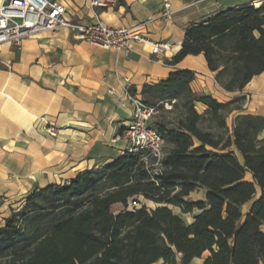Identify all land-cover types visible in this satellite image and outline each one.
<instances>
[{"label":"trees","instance_id":"1","mask_svg":"<svg viewBox=\"0 0 264 264\" xmlns=\"http://www.w3.org/2000/svg\"><path fill=\"white\" fill-rule=\"evenodd\" d=\"M188 54L204 56L221 88L240 91L264 71V1L189 25L165 62ZM194 77L174 70L142 87L160 113L161 157L125 150L30 193L0 226V264H264V116L238 113L229 126L244 96L196 93ZM199 189L203 198L186 199Z\"/></svg>","mask_w":264,"mask_h":264},{"label":"crops","instance_id":"2","mask_svg":"<svg viewBox=\"0 0 264 264\" xmlns=\"http://www.w3.org/2000/svg\"><path fill=\"white\" fill-rule=\"evenodd\" d=\"M60 1L76 22L97 17L111 27H135L172 50L153 54L147 44L136 43L124 55L77 40L64 27L27 38L19 49L0 43V226L30 193L97 168L126 150L123 133L133 109L118 106L107 92L110 87L121 92L124 77L129 91L142 97L143 85L188 69L195 73L190 86L196 93L221 102L244 96L241 109L229 113V126L238 113L264 116V71L240 91L230 92L217 84L202 54L165 62L180 49L189 25L223 9L259 6L264 0H117L100 8L90 7L89 0ZM165 2L173 10L169 19L160 16ZM47 126L57 135L44 134ZM199 191L203 198L204 190ZM249 207L244 204L243 211Z\"/></svg>","mask_w":264,"mask_h":264},{"label":"built area","instance_id":"3","mask_svg":"<svg viewBox=\"0 0 264 264\" xmlns=\"http://www.w3.org/2000/svg\"><path fill=\"white\" fill-rule=\"evenodd\" d=\"M116 2L89 0V5L100 8L113 6ZM172 13L171 5L165 2L160 16L169 19ZM61 27L72 31L77 40L103 49L121 51L124 55H128L136 43L147 44L153 54H164L172 50L168 43L154 41L135 27H111L97 17L87 22H76L66 16L65 6L60 0H3L0 3V43H10L19 49L25 39ZM119 82L121 92L117 93L111 87L107 92L115 97L118 106H132L133 109L123 133L127 141L126 151L146 150L157 158L161 157L163 139L151 125L158 110L129 91L130 81L127 77ZM165 106L170 107L168 104ZM43 132L50 136L57 135L52 126L45 127Z\"/></svg>","mask_w":264,"mask_h":264},{"label":"rangeland","instance_id":"4","mask_svg":"<svg viewBox=\"0 0 264 264\" xmlns=\"http://www.w3.org/2000/svg\"><path fill=\"white\" fill-rule=\"evenodd\" d=\"M164 109H167L166 106H165ZM198 109L200 110L199 107H198ZM159 114H160V113H159ZM159 114H157V115H159ZM157 115H156V116L152 119V121H151V125H152V126H154V122H155V120H156V118H157ZM227 123H228V124L230 123L229 119H227ZM245 178L250 180V176H249L248 174L245 175ZM200 196H201V192H200L199 190H197V191H195V192H192V193H191L186 199H188V200H194V199L199 198ZM145 203H146V205L149 206V207H153V206H154V204L151 203V202H145ZM129 204L131 205L132 202L129 203ZM120 207H121L120 205H115V206H113V210L116 211V210H118ZM171 208H172V210H173L175 213H178L181 217H183V219H184L185 221H189V220H190V216H189L188 214H182V213L180 212V210H179L178 208H176V207H171ZM263 229H264V226H263ZM155 264H162V263H161V261H159V262H157V263H155ZM191 264H201V259H195Z\"/></svg>","mask_w":264,"mask_h":264}]
</instances>
